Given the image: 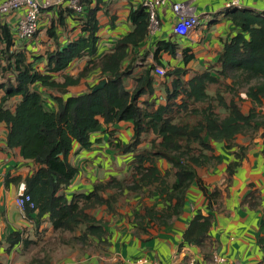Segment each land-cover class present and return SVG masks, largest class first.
<instances>
[{
    "label": "trees",
    "instance_id": "16d2710c",
    "mask_svg": "<svg viewBox=\"0 0 264 264\" xmlns=\"http://www.w3.org/2000/svg\"><path fill=\"white\" fill-rule=\"evenodd\" d=\"M96 12L97 9L86 8L84 16L75 17L68 11V17L78 24L79 36L61 46L56 27H51L47 35L57 47L44 56H32L33 60L28 49H17L10 27L0 19V73L10 72L13 77L8 84H0L5 93L0 99V124L8 128L6 146L20 148L21 156L38 166L25 180L27 194L34 203V208L26 204V217L34 221L36 228L46 217L55 233H80L74 241L84 245L93 240L106 242L107 231L92 213L109 204L110 200L103 197L106 190H140L157 184L159 191L168 198L175 196L180 204L189 187L200 182L197 168L221 164V157L215 155V143H222L227 149L239 146L237 161L227 166L231 177L249 147L238 145V136L253 137L261 131L264 139V13L227 9L237 32L225 41L215 64L192 73L188 79V69L184 67L166 71L171 86L163 84L165 100L157 104L154 65L143 67L134 78L133 89L126 86V79L136 69L133 50L148 36V11L143 5L132 9L129 19L133 29L116 40L103 56H99ZM57 15L59 25H65L63 12ZM177 49L173 42L160 41L156 55L161 51L175 55ZM187 51H183L185 63L193 57ZM43 57L45 65L41 70L34 61ZM81 59H87V63L76 77L62 75L63 80H57L58 75ZM93 73L97 74L96 83L81 94H68V87L78 85ZM102 80L107 81L104 87L92 92ZM221 83L224 90L209 92L211 85ZM241 90L253 105L249 113L242 112ZM230 92L234 96L228 99L225 94ZM15 97L20 100L11 110L8 102ZM51 102L56 104L54 108ZM122 121L131 122L134 130L131 142L122 148L124 151L137 150L144 136H152L147 147L134 155L131 185L127 180L114 178L71 198L61 193L79 173L68 161L75 145L79 150L90 149L94 134ZM161 159L168 162L172 172L161 173L156 165ZM171 175L174 181H170ZM205 194L211 207L221 193L215 190ZM211 224V215L198 214L186 231L185 240L203 247ZM260 229L259 243L264 249V220ZM6 242L29 245L17 231L11 232Z\"/></svg>",
    "mask_w": 264,
    "mask_h": 264
},
{
    "label": "crops",
    "instance_id": "0c3cea01",
    "mask_svg": "<svg viewBox=\"0 0 264 264\" xmlns=\"http://www.w3.org/2000/svg\"><path fill=\"white\" fill-rule=\"evenodd\" d=\"M86 1L87 8L97 9L100 27L99 56H103L112 49L116 40L133 29L129 19L130 12L143 5L145 0ZM184 1L199 16V26L187 36H179L173 29L175 13L172 2L176 0H165L164 4L158 6L160 29L148 34L143 43L133 50L137 58L136 69L128 79L131 84L127 85V89H133L134 78L144 66L150 64L166 71L184 67L188 69L185 77L188 79L192 73L215 64L225 41L236 34L237 29L227 16L226 5L229 0ZM240 3L239 9L264 13V0H240ZM52 12L57 19L59 11H49L43 16ZM63 16L66 17L67 14L64 13ZM69 25L72 26L70 23ZM77 25L75 26L79 29ZM79 34L80 29L75 37L65 38L61 46L76 39ZM160 41L177 44L176 54L161 51L156 55ZM28 50L30 51L29 48ZM184 50H188L187 55L193 56L187 63ZM81 60L84 69L87 59ZM68 69L58 75L57 80L62 81V75H68ZM71 76L76 77L74 74ZM153 76L156 88L154 96L157 104H163V84H166V78L160 79L163 77L156 76L154 72ZM96 80L97 74L93 73L81 79L76 86L83 84L85 92ZM166 85L170 87L171 81ZM76 86L68 87V94L73 95L71 90ZM4 94L0 90V99ZM19 100L20 98L15 97L8 102L11 110H14ZM55 105L51 102L50 106L54 108ZM7 133L6 124L1 123L0 264H32L34 261L33 264H39L43 259L29 257L28 249L38 236L37 233L45 228L53 231L52 225L45 217L36 228L34 221L24 218L16 204L19 183L25 182L38 166L33 161L24 159L20 148L6 146ZM133 133L132 123L122 121L116 125H108L102 132L94 134L90 149L79 150V146L75 145L68 161L78 168L79 173L61 193L71 198L74 194L91 192L95 184L106 183L114 178L127 180L131 185L134 155L145 149L152 138L151 135L144 136L137 150L133 148L126 152L122 148L131 142ZM236 142L249 147L233 175H227V166L237 161L239 146L227 149L224 144L215 143V155L221 157V164L197 168L200 182H194L189 187L180 204L175 196L168 198L166 193L159 191L157 184L140 190H106L103 197L110 200L109 204L92 211L107 231L106 242L93 240L95 247L82 251L78 257L72 255L56 261L49 260L48 256L45 259L47 263L44 264H135L139 260H147V264H189L192 260L196 264H206L215 255L226 258L230 264H264V249L259 243L262 236L260 227L264 220V139L256 138L252 143L237 139ZM156 165L162 174L172 172L168 162L163 159L157 161ZM170 178V181L175 179L173 175ZM215 190L221 194L210 207L205 191L211 194ZM198 214L211 215L212 219L209 239L203 247L185 240V233ZM13 231L19 232L23 240L29 241V245L26 247L23 242L15 245L7 243L6 238Z\"/></svg>",
    "mask_w": 264,
    "mask_h": 264
},
{
    "label": "built area",
    "instance_id": "2783aa9c",
    "mask_svg": "<svg viewBox=\"0 0 264 264\" xmlns=\"http://www.w3.org/2000/svg\"><path fill=\"white\" fill-rule=\"evenodd\" d=\"M164 3L165 0H145L143 2V6L149 13L148 34L160 29L161 22L157 7ZM240 7V0H229L226 5L227 9H239ZM86 8V0H0V19L10 27L17 46L20 42H30L39 33L40 24L46 12L51 10L71 11L75 16H79L85 13ZM172 10L175 13L173 26L175 34L187 36L199 26V16L192 12L184 0L172 2ZM154 73L156 76L164 77L166 70L162 67H155ZM26 189L25 182L19 183L16 199V204L21 209L24 218H26V204H29L30 208H34V203ZM147 263V260L135 262V264ZM189 264H196V261L192 260ZM206 264H230V262L226 258L215 255Z\"/></svg>",
    "mask_w": 264,
    "mask_h": 264
},
{
    "label": "rangeland",
    "instance_id": "374dc122",
    "mask_svg": "<svg viewBox=\"0 0 264 264\" xmlns=\"http://www.w3.org/2000/svg\"><path fill=\"white\" fill-rule=\"evenodd\" d=\"M51 11H56L57 10H51ZM49 13V12H48ZM67 14L65 19L68 18V12H63V14ZM56 14L54 12L50 13V15L46 14L43 16L41 24H40V31L39 33L29 42H20L19 45H17V49H25L29 48L30 51H27V54L30 58V60H33L32 56H44L47 51L54 50L57 47V44L53 39H51L47 35V30L50 29L51 27H56V32L58 34V44L61 45L63 40L65 38L70 39L77 33H79V29L75 26L77 23L70 17L67 19V22L65 25H59L58 19H56ZM75 16V15H74ZM77 17V16H75ZM72 24V26L69 25ZM76 32V33H74ZM78 61V62H77ZM75 61L71 67L68 69L66 74L77 76L80 71L83 70V60H77ZM36 66L39 67V69L43 70L44 65H45V58L43 57L42 59H38L34 61ZM166 77L164 76L163 78L160 79H165ZM13 77L10 74V72L7 73H0V84H8V81H12ZM166 84L167 82L170 81L169 78H166ZM163 81V80H161ZM160 81V82H161ZM229 83V81H227ZM96 83V81L94 82ZM94 83L90 84L93 85ZM131 82H129L128 79H126V86L130 85ZM222 89L224 90L226 87L224 86V83L221 84H215L211 85L209 88V92L213 94L216 89ZM83 84L74 87L71 92L73 95H78L83 93L84 91ZM49 92H45V96L48 98ZM163 96H165L163 94ZM234 94L232 92L225 94L226 98H232ZM239 98L242 99V102L240 103L241 109L243 113H249V111L253 108V105L250 100L247 99L245 92L244 91H239ZM261 113L264 114V108L261 109ZM256 138H261V131H259L256 135L252 136H243L240 135L238 136V139L242 142H247V141H253ZM262 139V138H261ZM79 233H55L53 230H49L48 228L43 229L41 232H38L35 237V241L33 244L28 249V254L29 257L32 256L33 258H39L40 260L43 259L42 261H39V264H44L47 263L45 260L46 257L49 256V260L56 259V261H59L65 257H70L74 255L75 257L80 256L82 251L87 250L88 248L91 250L93 247H95V242L90 241L88 244L84 245L81 242H75L74 241V236L78 235ZM88 249V250H89ZM48 260V261H49Z\"/></svg>",
    "mask_w": 264,
    "mask_h": 264
},
{
    "label": "water",
    "instance_id": "95a60500",
    "mask_svg": "<svg viewBox=\"0 0 264 264\" xmlns=\"http://www.w3.org/2000/svg\"><path fill=\"white\" fill-rule=\"evenodd\" d=\"M106 80H102L101 82H99L96 86H94V88L92 89V92H96L100 89H102L104 87V85L106 84Z\"/></svg>",
    "mask_w": 264,
    "mask_h": 264
}]
</instances>
